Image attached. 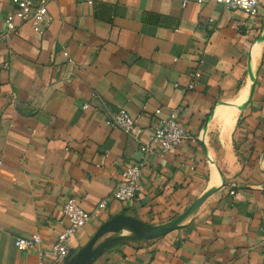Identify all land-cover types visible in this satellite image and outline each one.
Segmentation results:
<instances>
[{
    "label": "crops",
    "instance_id": "obj_1",
    "mask_svg": "<svg viewBox=\"0 0 264 264\" xmlns=\"http://www.w3.org/2000/svg\"><path fill=\"white\" fill-rule=\"evenodd\" d=\"M10 10L0 0V35ZM47 11L42 36L25 24L0 40V264H50L70 196L91 218L61 264H264L261 8L257 20L214 0ZM157 108L194 141L141 152ZM118 111L137 118L133 135L105 124ZM138 163L136 199L96 210ZM32 235L37 251L14 248Z\"/></svg>",
    "mask_w": 264,
    "mask_h": 264
},
{
    "label": "built area",
    "instance_id": "obj_2",
    "mask_svg": "<svg viewBox=\"0 0 264 264\" xmlns=\"http://www.w3.org/2000/svg\"><path fill=\"white\" fill-rule=\"evenodd\" d=\"M50 0H10L11 10L5 15L3 23L4 33L0 40L7 39L11 35H17L21 25H29L32 31L42 36L50 24V16L47 11V4ZM226 9H238L258 19L260 5L264 0H214ZM66 55V53H64ZM5 67L7 64L4 65ZM191 81L187 90H192L199 85L200 72L194 71L190 74ZM88 104L83 105L86 109ZM156 117V126L152 130L149 141L141 144L140 150L143 153L159 152L168 153L183 141H194L189 132L179 123L176 110H169L162 113L160 108L153 112ZM105 124L113 129H119L125 133L134 134L137 118L131 117L124 111H118L113 116L106 118ZM192 162V161H191ZM142 164L126 166L121 172V180L112 193L102 198L96 206V210H103L111 202L129 203L136 199L138 193V181L142 176ZM191 170L194 169L193 164ZM62 214L67 221V226L59 233L52 244L49 255L50 264H61L68 255V240L75 236L78 230L87 225L91 218L89 212L84 211L72 196L68 197L63 206ZM40 244L38 235L30 237H18L13 241L17 251H37Z\"/></svg>",
    "mask_w": 264,
    "mask_h": 264
},
{
    "label": "rangeland",
    "instance_id": "obj_3",
    "mask_svg": "<svg viewBox=\"0 0 264 264\" xmlns=\"http://www.w3.org/2000/svg\"><path fill=\"white\" fill-rule=\"evenodd\" d=\"M261 8V14L264 15V1L260 5Z\"/></svg>",
    "mask_w": 264,
    "mask_h": 264
},
{
    "label": "water",
    "instance_id": "obj_4",
    "mask_svg": "<svg viewBox=\"0 0 264 264\" xmlns=\"http://www.w3.org/2000/svg\"><path fill=\"white\" fill-rule=\"evenodd\" d=\"M145 237V236H144Z\"/></svg>",
    "mask_w": 264,
    "mask_h": 264
}]
</instances>
